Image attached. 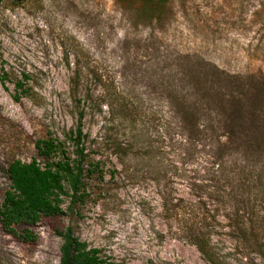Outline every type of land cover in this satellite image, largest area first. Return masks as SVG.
Segmentation results:
<instances>
[{
    "label": "rangeland",
    "instance_id": "obj_1",
    "mask_svg": "<svg viewBox=\"0 0 264 264\" xmlns=\"http://www.w3.org/2000/svg\"><path fill=\"white\" fill-rule=\"evenodd\" d=\"M5 0L0 9V206L9 161L39 156L84 112L88 195L26 242L0 218V264H60L75 235L122 264H264V0ZM29 75L19 101L16 81ZM19 230L23 226L18 227Z\"/></svg>",
    "mask_w": 264,
    "mask_h": 264
},
{
    "label": "trees",
    "instance_id": "obj_2",
    "mask_svg": "<svg viewBox=\"0 0 264 264\" xmlns=\"http://www.w3.org/2000/svg\"><path fill=\"white\" fill-rule=\"evenodd\" d=\"M5 0H0V9ZM23 2L25 0H19ZM150 13L151 20L158 18L170 0H136ZM7 72L0 70V80L5 85ZM29 75L24 73L23 79L16 81L14 98L19 101L29 96L27 86ZM84 112L80 113L79 122L70 132L69 140L75 147L74 154L69 152L66 143L48 135L36 142L39 156L26 162L21 159L9 161L4 171L11 181L10 188L4 192L0 206V218L3 226L12 234L26 242H34L38 235L31 228L44 217L64 215L65 197L70 199L69 209L83 201L88 195L85 181V163L90 164L88 171L100 173L99 163L88 161L86 138L83 127ZM23 226L22 230L18 227ZM63 237L60 264H122L104 255L99 247L90 244L75 235L71 226L58 229ZM190 240L197 246L210 264H222L220 256L211 244L209 236L202 229H192ZM155 264V263H149Z\"/></svg>",
    "mask_w": 264,
    "mask_h": 264
}]
</instances>
